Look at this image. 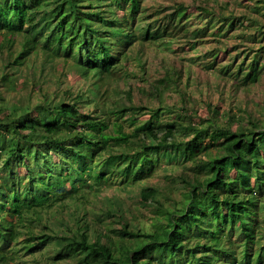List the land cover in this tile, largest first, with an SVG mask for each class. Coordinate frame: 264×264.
Wrapping results in <instances>:
<instances>
[{
    "label": "trees",
    "instance_id": "trees-1",
    "mask_svg": "<svg viewBox=\"0 0 264 264\" xmlns=\"http://www.w3.org/2000/svg\"><path fill=\"white\" fill-rule=\"evenodd\" d=\"M143 2L0 0V82L14 79L24 67L43 82V66L41 71L34 68L39 55L52 66L57 59H71L84 80L91 75L104 80L121 70L136 43L165 40L169 47L177 33H190L180 22L170 29L151 25ZM262 3L255 2L256 12ZM227 20L230 28L241 23L235 16L218 19L219 28L210 24L212 36L221 33ZM137 21L143 26H136ZM202 29L190 34L196 38ZM258 53L264 54V46L247 70L242 64L236 70L232 64L218 67V53H210L206 68L244 88L261 70ZM173 75L155 83L154 91L138 89L142 96L159 100L157 107L131 103L129 90L122 102H112L115 109L104 105L90 111L78 104L85 93L67 91L50 102L43 83L41 103L36 97L31 105L33 91L23 95L22 89L30 79L34 84L37 80L28 75L5 90L18 92L16 100L7 101L0 89V171L5 172L0 176V264L25 256L36 264H264V118L246 110L237 115L221 105H209L208 117L197 116L186 109V92L175 86ZM172 87L181 104L163 102ZM166 115L177 118L164 120ZM188 162L198 172L177 176V188L186 190L182 199L167 206L162 190L141 187L134 202L157 207L156 217L148 229L127 222L123 202L114 201L116 191L128 195L154 179L158 169L174 172ZM107 191L111 193L105 195ZM92 198L105 202L104 211L89 218V210L83 209ZM66 208L75 228L60 217ZM114 217L124 227L110 228L107 220ZM50 247L59 250L51 255L46 250Z\"/></svg>",
    "mask_w": 264,
    "mask_h": 264
},
{
    "label": "rangeland",
    "instance_id": "rangeland-1",
    "mask_svg": "<svg viewBox=\"0 0 264 264\" xmlns=\"http://www.w3.org/2000/svg\"><path fill=\"white\" fill-rule=\"evenodd\" d=\"M257 0H144L142 3L143 10H145L146 17L151 25H160L162 27L169 26L180 22L186 25L192 33L195 29H201L202 34L194 37L190 33L182 36V33H177L172 40L169 47L164 46V41L158 43H136L133 49L131 48L127 53L129 55L125 65H121L120 69H115L112 76H106L104 80L96 79L92 75L88 80L81 78L80 73L73 66L71 59H57L55 66L52 64H44L42 56L39 55L35 62L34 68L41 71L43 66L42 81L34 76L33 72L28 67H24L23 74L18 72V75L9 78L5 84L0 82L1 90L4 91L6 100H16L18 92L7 93L5 90L12 81L18 84L25 79V75L33 77L37 80L34 84L29 80V84L25 89H22L23 95L27 91H33L34 99L31 105L36 102L41 103L42 96L39 94V85L43 83L44 92L49 94V100H60L67 92H72L75 96L85 93L83 99L79 100V106L86 110L115 109L112 102L121 101L125 98V93L129 90L133 91V99L131 103L141 104L144 107H157L159 100L150 98L138 93V89H143L146 93L154 91L153 85L155 83H162L167 73L174 74V81L176 80L180 91L186 92L187 107L186 109L196 111L197 116H209V105L212 108L221 105L224 110H230L234 114L240 115L242 110H246L252 114L253 117L261 119L264 118V109L262 108V101L264 100V54L261 55V67L258 77L255 82L246 85L244 88L236 87V83L232 79L220 77L216 69L208 70L206 65L211 61L210 53H218V67L222 65L232 64V67L237 69L242 64L243 69L247 70L251 64L252 57L255 56L256 51L260 46H264V3L256 12L255 2ZM183 5L184 8L178 10V6ZM203 8L208 9V13L202 11ZM220 12V14H219ZM172 16V17H171ZM240 18L241 23H236V26L230 28L229 21L224 23L221 33L217 36H212L211 25H216L219 28L218 19L223 17ZM247 16L256 17L258 21L246 18ZM171 17V18H170ZM172 19V20H171ZM211 24V25H210ZM136 26H143L137 21ZM145 26V25H144ZM206 27H209L206 29ZM156 30V29H155ZM171 32V30H169ZM214 31V30H213ZM261 31L263 33H261ZM139 32V31H137ZM184 33V32H183ZM166 42V41H165ZM140 48V50H137ZM253 51V54H252ZM248 55V56H247ZM191 59L193 61H191ZM61 60V61H60ZM69 60V61H68ZM62 61H68L67 64ZM53 67V68H52ZM180 73V74H179ZM24 75V76H23ZM46 78V79H45ZM239 82V81H238ZM93 83L98 87H94ZM240 83V82H239ZM92 91H91V90ZM167 92L164 97L165 104H181L180 93L174 90ZM94 90V91H93ZM99 93V94H98ZM98 94V95H97ZM66 98V97H65ZM95 99L94 103L87 105L88 99ZM122 102V101H121ZM176 114H184L183 111L174 109ZM194 114V112H193ZM177 117L173 115L164 116V120L173 121ZM264 123V122H263ZM205 160L206 156L201 155ZM195 164L192 162L185 163L171 172L170 168L158 169L155 178L138 184L136 187L129 190L128 195H117L114 201L118 203V199L122 203V210L125 212L127 222L133 224L135 229L144 227L149 228L153 219L156 217L157 207L140 206L134 202L139 199V191L144 186H154L160 191H163V198L167 199V206H173V201H179L184 197L186 190L177 188L180 179L177 178L181 172L192 176L193 172H198L194 168ZM5 172L0 171V176ZM201 174V173H200ZM117 189V187H115ZM111 192L107 191L104 194L108 195ZM131 195V196H130ZM104 201H99L97 198H92L91 203L87 204L83 209V213L89 210V218H94L96 215L104 211ZM131 204V210H129ZM140 207V211L138 208ZM73 210V209H71ZM70 208L60 211V217L66 220L69 228H75V222L72 220ZM58 216V214H56ZM70 219V220H69ZM50 223L54 220L50 219ZM107 222L111 223L112 229L124 227L119 223V218L114 217ZM64 234L65 228L58 227ZM64 231V232H63ZM111 236L118 240L116 234L111 233ZM93 237V235L91 236ZM59 247H50L47 253L53 255L58 252ZM8 264V263H5ZM14 264H36L28 256H25L20 261H14ZM64 264H74L73 262H66Z\"/></svg>",
    "mask_w": 264,
    "mask_h": 264
}]
</instances>
